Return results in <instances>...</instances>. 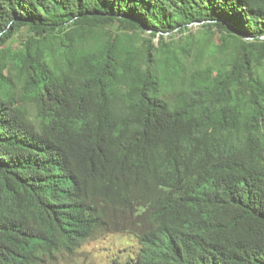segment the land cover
<instances>
[{"label":"trees","instance_id":"obj_1","mask_svg":"<svg viewBox=\"0 0 264 264\" xmlns=\"http://www.w3.org/2000/svg\"><path fill=\"white\" fill-rule=\"evenodd\" d=\"M130 227L264 264V0H0V264Z\"/></svg>","mask_w":264,"mask_h":264},{"label":"rangeland","instance_id":"obj_2","mask_svg":"<svg viewBox=\"0 0 264 264\" xmlns=\"http://www.w3.org/2000/svg\"><path fill=\"white\" fill-rule=\"evenodd\" d=\"M188 27L193 32L200 28L197 23ZM25 35L24 32L16 34L14 36L16 44H19ZM114 229L101 230L75 252H59L45 264H112L114 260H126L138 249L135 229L133 227L120 231Z\"/></svg>","mask_w":264,"mask_h":264},{"label":"bare ground","instance_id":"obj_3","mask_svg":"<svg viewBox=\"0 0 264 264\" xmlns=\"http://www.w3.org/2000/svg\"><path fill=\"white\" fill-rule=\"evenodd\" d=\"M129 207V206H128ZM120 213V212H119ZM76 250V249H75Z\"/></svg>","mask_w":264,"mask_h":264}]
</instances>
